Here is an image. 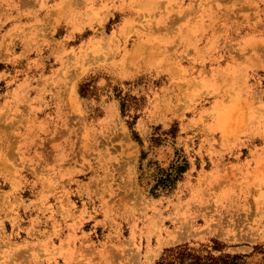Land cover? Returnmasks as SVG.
<instances>
[{
	"label": "rangeland",
	"instance_id": "374dc122",
	"mask_svg": "<svg viewBox=\"0 0 264 264\" xmlns=\"http://www.w3.org/2000/svg\"><path fill=\"white\" fill-rule=\"evenodd\" d=\"M179 245L264 264V0H0V264Z\"/></svg>",
	"mask_w": 264,
	"mask_h": 264
},
{
	"label": "trees",
	"instance_id": "16d2710c",
	"mask_svg": "<svg viewBox=\"0 0 264 264\" xmlns=\"http://www.w3.org/2000/svg\"><path fill=\"white\" fill-rule=\"evenodd\" d=\"M169 253L168 258L161 259L155 264H237L239 255L237 254H225L223 256H210L206 260L193 254L187 246H176L175 248L167 249ZM189 260V261H188Z\"/></svg>",
	"mask_w": 264,
	"mask_h": 264
}]
</instances>
